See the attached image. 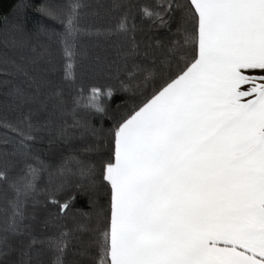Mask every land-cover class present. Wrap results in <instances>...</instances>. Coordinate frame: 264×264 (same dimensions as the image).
<instances>
[{
	"label": "snow or ice",
	"instance_id": "1",
	"mask_svg": "<svg viewBox=\"0 0 264 264\" xmlns=\"http://www.w3.org/2000/svg\"><path fill=\"white\" fill-rule=\"evenodd\" d=\"M86 6L36 9L60 26L35 33L58 52L25 23L0 39V264H32L37 245L50 264L69 251L74 264H264V0H108L117 18L103 30L81 25ZM133 11L159 34L143 51ZM85 36L130 41L97 69L115 83L77 84ZM128 92L141 99L107 128L81 115L103 121ZM109 143L97 169L87 157ZM80 195L103 228L73 211Z\"/></svg>",
	"mask_w": 264,
	"mask_h": 264
},
{
	"label": "trees",
	"instance_id": "2",
	"mask_svg": "<svg viewBox=\"0 0 264 264\" xmlns=\"http://www.w3.org/2000/svg\"><path fill=\"white\" fill-rule=\"evenodd\" d=\"M43 0H0V39L6 36L13 35V26L18 23H25L27 30L32 33L33 43H39L42 45L49 46L54 52H58V44L56 37L49 38L45 35H36L37 29L40 25H45L50 29H59V25L52 20L43 17L36 9L40 6ZM87 5L83 9V14L81 17V25L86 27H91L93 29H105L110 25L115 24L116 14H109L104 11L99 5L101 3L107 4L108 0H83ZM135 24V32L130 33L134 35L137 42H139L141 51H143L145 44L150 40L155 41L159 34L155 31L150 32L149 26L145 23L139 15L133 11L132 15L129 17V25ZM130 43L124 36H113L111 38H105L104 36H91L83 37L80 44L86 53L84 58H82L77 66V84L82 85L85 90H87L91 85L94 84H106L115 83L114 81L108 80V78L97 69L100 65L108 62L115 58L116 48L127 47ZM99 57V60H97ZM157 85H149L148 91L151 92L152 88ZM141 97L138 94L128 93H118L113 101L110 102V107L108 115L101 117L98 115H90L89 113L82 112L81 115L85 118H91L92 123L96 127H101V124L105 128L111 126L114 116L123 115L127 113L131 108L139 102ZM121 103L119 112H115L117 103ZM80 141H70L68 145H65L62 149L58 150L56 154L51 157L52 160L59 162L61 155H68L72 150V146L79 147ZM111 150V145H107L104 148L103 155L93 154L87 159H90L92 163L95 164L97 169L102 165L103 160L107 159L108 153ZM98 195L94 197L97 203L101 206L107 204L108 196L105 193V186L98 182ZM51 211L55 212V206L49 205ZM83 210L84 212L93 213L91 223L93 227L103 228L104 224H97L94 215V209L89 205V198L85 195H80L74 206V212L76 210ZM46 215L45 212H40L39 217L41 220ZM84 219H88L85 217ZM81 220L79 215H76L74 219L70 218L66 221L67 227L69 229L73 228L77 222ZM54 230H44L41 227L37 230V235L40 237L50 235ZM75 243V242H73ZM18 256H13L12 259H17ZM52 258L51 253L43 246L37 245L36 250L32 253V264H50ZM75 256L72 251L67 254V264H74Z\"/></svg>",
	"mask_w": 264,
	"mask_h": 264
}]
</instances>
